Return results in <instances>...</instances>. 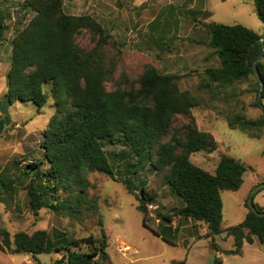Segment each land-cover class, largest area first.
Returning <instances> with one entry per match:
<instances>
[{
	"label": "trees",
	"instance_id": "obj_1",
	"mask_svg": "<svg viewBox=\"0 0 264 264\" xmlns=\"http://www.w3.org/2000/svg\"><path fill=\"white\" fill-rule=\"evenodd\" d=\"M255 5L257 16L264 24V0H255ZM23 7L35 15L12 40L7 72L8 103L32 102L41 111L48 104V95L43 90L46 84L53 85L55 100V113L44 131V159L29 164L26 173L34 174L46 161L50 167L45 174L55 182L49 189L53 188L55 193L76 192L84 198L90 173L100 172L117 181L105 146L122 141L130 151V159H137L134 164L128 162L132 169L122 180L129 193H133V174H137L145 160H150L156 171L164 172V183L185 203L175 215L185 221L207 224L210 236L221 234L222 192L239 191L248 168L232 157H222L213 173L192 162L193 154L213 153L218 149L214 136L196 126L192 111L201 105L199 97L180 88L179 76L161 74L152 65L146 67L137 87L108 91L106 83L114 75L116 63L109 62L105 52L111 35L105 33L96 19L90 15L67 14L63 0H27ZM7 19L8 13L0 9V44L6 39ZM205 27L220 67L206 69L202 83L210 96L224 95L219 99L226 104L237 96L239 86L248 84L247 92L255 95L254 105L263 110V116L251 120L228 110L226 119L230 128L260 139L264 129V109L259 103L260 99L264 103L261 35L241 24L213 22ZM84 30L98 36L91 50H84L77 43L78 35ZM178 116L191 121L184 137L172 133ZM170 135V140L165 141ZM28 193L34 212L49 206V198L35 187L34 180ZM55 198L59 209L68 213L73 209L70 197ZM153 199L143 190L138 209L144 226L161 235L148 223V201ZM245 206L248 208L245 221L227 231L228 236L234 237L235 248L224 251L226 256L241 254L245 243L258 241L264 246V217L254 213L248 201ZM255 206L259 212L264 211L257 203ZM157 216L161 225L171 224L174 218L161 213ZM0 234L4 236V246L14 249L16 254H31L36 258L40 254L65 251L54 264H115L108 252L104 229L102 237L89 235L80 239H53L46 230L32 234L21 231L13 239L4 229H0ZM221 263L220 259L215 262Z\"/></svg>",
	"mask_w": 264,
	"mask_h": 264
},
{
	"label": "rangeland",
	"instance_id": "obj_2",
	"mask_svg": "<svg viewBox=\"0 0 264 264\" xmlns=\"http://www.w3.org/2000/svg\"><path fill=\"white\" fill-rule=\"evenodd\" d=\"M26 1L0 0V9L8 13V31L5 39L8 49L5 52L0 51L2 64L0 88L9 70L7 67L11 62L12 40L17 31L23 29L35 15L23 7ZM63 2L67 14L90 15L103 26L107 35H111L105 52L107 60L116 63V68L114 75L106 83L108 91L118 87L123 89L137 87L146 67L152 65L161 74L179 76L178 83L181 89L191 91L201 101L205 100L199 107L193 109L192 115L199 129L216 131L215 137L219 147L213 153L197 152L192 155L191 160L210 172H214L222 157H232L246 165L248 171L241 189L237 192H222V230L227 232L230 228L242 224L248 213L246 201L253 189L264 182V129L260 139L249 137L238 129H232L226 124L223 109L242 113L251 120L263 116V110L254 105L255 95L247 92L249 85L246 83L239 86L237 96L230 100V104L226 105L224 101L212 102V107L207 104L208 89L202 82L206 69L216 65L214 63L216 51L209 45L210 34L205 25L213 22L226 25L241 24L262 37L264 24L257 16L255 0H63ZM98 3L107 6L108 11L103 13L98 7H94ZM73 5L78 7L73 8ZM88 6L91 7L87 8ZM92 10H95L94 13ZM97 39L98 36L84 30L78 35L77 43L82 49L91 50ZM203 57L207 62L203 61ZM52 88V84L43 87L48 95V104L41 111H38V107L32 102H17L13 106L8 102L5 104L8 105L17 127L12 125L10 132H5L1 136V138L5 136L0 139L1 143L7 147L10 144L12 149L6 152L0 146V169L5 168V173H10L18 182L15 183L17 188L8 191V195L0 189V229L8 231L12 239L18 232L32 234L37 230H46L53 239L63 237L80 239L89 235L102 237L104 229L109 243L108 252L115 264H171V260L184 258L188 250L183 244L179 247L163 244L144 226L143 215L138 205L142 191L146 190L148 198L151 196L154 198L148 201L149 225L158 231V213L174 216L171 224L162 225H175L180 228L178 232L176 228L172 229V235L176 237H171L174 241H189L194 258L188 264H215L217 259H221L222 264H264V248L257 243H245L241 254L226 256L222 247L235 248V240L229 239L224 241V245L217 246V252L207 249L208 254L212 255L211 258L203 257L201 252L205 250L197 248L195 243L200 230L197 225L205 224L191 223L175 215L185 203L164 183V172L156 171L150 160H145L139 165L142 168L137 169V174H133V193H129L122 180L132 169L128 162L134 164L137 159H130V151L122 141L105 146L116 171L117 181L100 172L90 173L84 198L78 196L76 192L55 193L53 188L49 189L48 186L54 187L55 182L53 179L48 180L45 174L50 167L46 161L40 170L33 171L34 174L26 173L30 169L29 164L43 161L45 156L42 147L44 131L55 113ZM218 97L221 99L224 95ZM203 104L207 106H202ZM214 107L221 111H217L216 115L219 116L215 119L210 117V110ZM189 126H191L189 118L178 116L172 133L184 137ZM15 129L19 130L17 134L13 132ZM170 138L171 135L165 141ZM33 180L35 187L49 198V206L37 213L29 205L28 189ZM5 181L7 183V180ZM56 196H60V199L70 197L73 209L69 213L59 209ZM152 204L158 207L150 208L149 205ZM186 225L195 226L185 227ZM163 234L168 236L165 232ZM3 237L0 234V254L4 253L5 257L9 258L0 259V263L22 264L26 254H16L14 249L6 248ZM64 254L65 251L40 254L36 258L33 257V260L35 264H54Z\"/></svg>",
	"mask_w": 264,
	"mask_h": 264
},
{
	"label": "crops",
	"instance_id": "obj_3",
	"mask_svg": "<svg viewBox=\"0 0 264 264\" xmlns=\"http://www.w3.org/2000/svg\"><path fill=\"white\" fill-rule=\"evenodd\" d=\"M85 5H83V7H84ZM78 6L77 5H73V8H77ZM91 6H88L87 8H90ZM94 7H98V9H100L101 10V12H103V11H105V12H107L108 11V8H107V6H105V5H102V3H98V4H96V5H94ZM94 11L95 10H92L91 12H93L94 13ZM105 12H103V13H105ZM103 13H99V15H102ZM93 16H95L94 14H93ZM8 49V47H7V45H5V41H3L1 44H0V51H3V52H5L6 50ZM11 52H12V43H11ZM216 57V61H214V63L216 64L215 65V67H208V69L209 68H219L220 67V61H219V58H218V56L216 55L215 56ZM202 59H204L203 61H206L205 60V57H203ZM207 62V61H206ZM206 62H203L204 64H206ZM2 67V64L0 63V68ZM10 68V63L8 64V67H7V69H9ZM7 74L5 75V77H4V80H3V83H2V86H1V88H0V139L2 140L5 136H3V138H1V136L6 132V133H9L10 132V128H11V126L13 125V127H15L16 125L14 124V122H15V120H13L12 119V115H11V113H10V109H9V107H8V105H5L7 102H8V99H7V97H6V92H7ZM1 96H2V98H1ZM202 101H205V100H202ZM201 101V102H202ZM209 101V102H208ZM207 101V104L209 105V106H211L212 107V102H215V101H221L220 99H219V97L218 98H215V97H212V96H210L209 95V100ZM9 104V103H8ZM17 103H14V104H9L10 106H13V105H16ZM207 104H203L202 106H207ZM214 105V104H213ZM226 105H228V104H226ZM201 106V107H202ZM208 106V107H209ZM206 108V107H205ZM213 110H210V112H211V114H210V117L211 118H216V117H218L219 115H216V114H218L217 113V111L218 112H221L219 109H217V107H214V108H212ZM225 110V117L227 116V114H228V110L225 108V109H223V111ZM207 113H208V111H207ZM209 114V113H208ZM213 123V125H214V122H212ZM226 124L229 126V124H228V122H226ZM212 125V126H213ZM17 127V126H16ZM230 127V126H229ZM18 128H20L19 126H18ZM18 131L19 130H14L13 132L15 133V134H17L18 133ZM203 131H206V132H209V133H212V135L215 137V132L216 131H214V130H212V129H208V130H206V129H204ZM6 139V138H5ZM215 139H216V137H215ZM216 141H217V139H216ZM218 142V141H217ZM0 146L2 147L1 149L3 150V151H9V150H11L12 149V147H11V145L9 144V146L7 147V146H5V144L4 143H1V141H0ZM218 147H219V143H218ZM3 155H4V152H3ZM218 165V164H217ZM217 167V166H216ZM202 168H204V167H202ZM204 169H206V168H204ZM216 169V168H215ZM215 169H214V171H215ZM207 170V169H206ZM213 173V172H212ZM5 180H7V183H6V181ZM16 182H18V179L16 180V178H13L12 177V175H10V173L9 174H6L5 173V168H3V169H0V189H2V191L4 192V193H6L7 194V192L8 191H13L14 189H16L17 188V186H16ZM243 186V185H242ZM9 194H11L10 192H9ZM8 195V194H7ZM254 202L255 203H257L261 208H263L264 209V191H261L260 193H258L256 196H255V199H254ZM158 226H159V232L161 233V235H158V234H156L155 232H153L152 230V232L155 234V236H156V238H158V239H160V241L163 243V244H165V245H170V246H173V247H179L180 245H184V247L188 250V252H187V255L186 256H184V258H181L180 260H171V264H188V263H190L191 261L190 260H192L194 257H193V253H192V246H190V243H189V241L188 240H185V241H183V240H176V241H174L173 239H171V237L173 236L172 235V229L173 228H176V232H178V231H180V228H177L175 225H161V222H160V220H158ZM189 222H193V221H191V220H189ZM193 223H196V222H193ZM197 223H202V222H197ZM205 224V223H204ZM195 225H186L185 227H194ZM198 227H199V234H198V237H197V242L195 243V245H197V248H202L203 250H205V251H203V252H201L202 253V256L203 257H205V258H211L212 257V255H210L211 253H209L208 254V252H207V249H211V251H218L217 250V246H220V245H224V241H226V240H234V237L233 236H228L227 235V232H225L224 230V232L222 231V233L221 234H219V235H216V236H210V234H209V229H208V226H207V224H205V225H197ZM167 233L168 234V236H166V235H164L163 233ZM221 235V236H220ZM163 236H165L166 238H168L169 240H171V241H173V243L174 244H170V243H168L167 241H165L164 240V238H163ZM173 238H176V237H174L173 236ZM178 239V238H177ZM225 239V240H224ZM219 240H220V242H219ZM234 242V241H233ZM235 243V242H234ZM254 243H257V244H259V242L258 241H255ZM253 243V244H254ZM199 244H201V246H198ZM245 245V244H244ZM262 248H264V246H262L261 244H259ZM128 247H130L129 245H128ZM244 247V246H243ZM222 249L224 250V251H227V250H231V249H225L224 247H222ZM223 251V252H224ZM204 254V255H203ZM4 258H9V257H5V254L4 253H1L0 254V259H4ZM220 261L222 262V260L220 259ZM208 262H210V261H208ZM1 264V263H0ZM222 264V263H221Z\"/></svg>",
	"mask_w": 264,
	"mask_h": 264
},
{
	"label": "water",
	"instance_id": "obj_4",
	"mask_svg": "<svg viewBox=\"0 0 264 264\" xmlns=\"http://www.w3.org/2000/svg\"><path fill=\"white\" fill-rule=\"evenodd\" d=\"M260 40H261V42L264 41V35L260 38ZM263 54H264V49H263V51H262V53H261V55H260V58L262 57ZM255 71L258 73V69H257V67H255ZM261 86H262V83H261ZM259 103H260L261 107H263V109H264V103L262 102L261 99L259 100ZM262 190H264V182L261 183L260 185L256 186V187L253 189V191L251 192V194H250V196H249V198H248V206H249V208H250L254 213H256L258 216H260V217H264V211H263V212H259V211L257 210V208H256V206H255V202H254V197H255V195H256L258 192H260V191H262Z\"/></svg>",
	"mask_w": 264,
	"mask_h": 264
},
{
	"label": "built area",
	"instance_id": "obj_5",
	"mask_svg": "<svg viewBox=\"0 0 264 264\" xmlns=\"http://www.w3.org/2000/svg\"><path fill=\"white\" fill-rule=\"evenodd\" d=\"M150 208L156 209L158 206L155 204L149 205ZM22 264H35L33 256L31 254H26Z\"/></svg>",
	"mask_w": 264,
	"mask_h": 264
}]
</instances>
